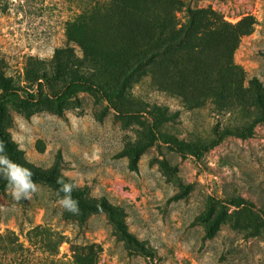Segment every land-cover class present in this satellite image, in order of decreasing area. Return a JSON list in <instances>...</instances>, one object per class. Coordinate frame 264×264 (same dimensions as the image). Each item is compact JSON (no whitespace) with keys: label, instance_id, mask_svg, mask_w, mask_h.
<instances>
[{"label":"rangeland","instance_id":"1","mask_svg":"<svg viewBox=\"0 0 264 264\" xmlns=\"http://www.w3.org/2000/svg\"><path fill=\"white\" fill-rule=\"evenodd\" d=\"M102 1L0 0V73L12 77L8 90L0 82L4 127L31 168L56 166L86 199L123 207L153 253L104 211H68L43 181L30 198L0 189V235L14 231L43 256L27 232L49 226L67 236L58 258L92 250L94 264H264V0H114L87 11ZM189 9L208 22L152 74L139 58L151 24L180 27ZM7 244L0 254L15 264Z\"/></svg>","mask_w":264,"mask_h":264},{"label":"trees","instance_id":"2","mask_svg":"<svg viewBox=\"0 0 264 264\" xmlns=\"http://www.w3.org/2000/svg\"><path fill=\"white\" fill-rule=\"evenodd\" d=\"M114 0H103L102 3L98 5H94L87 11L94 10V9H101L103 6H106L110 2ZM143 1V0H140ZM171 5L180 4V0H170ZM176 17V15H175ZM175 19V18H174ZM204 22H208L207 11L204 9H196L192 10L189 9V19L186 20L185 23L180 24L176 23V20L173 22H168L163 25H159L157 30H155L156 22L151 24V27L154 29V33L150 38V51L141 53L139 58L140 62H148L150 63V70L152 74H154V70L152 68V63L155 62L159 55L166 52H172L177 48H180L185 45L193 46V41L199 33V27L201 25H206ZM178 26V27H177ZM59 56V54L57 55ZM58 67H61L60 62L57 63ZM45 79L50 87L52 86V77H50L46 72H43L41 76ZM12 77H8L3 73H0V82L4 86L5 90L10 89V81ZM89 82L92 80H88ZM71 83V81H68ZM67 85V84H66ZM179 89V88H178ZM53 95H57L58 98H63L65 94H67L68 89L64 92L51 90ZM63 101L60 100L57 104V110L61 112L63 110ZM7 109L3 99L0 97V140H2L6 147L5 152L7 155L18 164L22 165L23 167L28 168L32 172V181L35 184L38 181H43L51 184L58 192L60 185L57 184V177H61L66 183H69L60 173L58 167L54 166L48 170H42L39 168H31L29 164L26 162L24 157L22 156V151L17 150L18 146L16 143L12 142V139L8 133V131L4 127V121L6 118ZM139 155L133 154L131 157L130 166L131 168H137L138 166ZM8 187L7 181L1 177L0 179V189H6ZM60 194L64 195V193L59 192ZM185 194V190L179 192L175 195V197H181ZM73 198L79 200V209L82 212H95V211H104L108 214L110 219L115 223L118 232L120 235L126 239L129 243L133 244L136 248H138L141 252L152 254V251L147 249V245L141 241L138 236L130 231L126 222V212L125 209L121 206L113 204L108 198L103 197L100 199H96L90 201L83 196V193L79 189H74L72 192ZM213 226L208 229L209 233H212ZM14 231H10V233L0 235V240L3 243H8L7 245L3 246L2 248L5 249V256L9 253H12L13 261L15 264H94L92 262L93 252L90 250L88 255L76 257L74 260H64L58 258L57 248L67 236L60 231H57L49 226H45L42 224L33 226L27 232L29 241L32 242L34 245L40 243L37 246L44 252H47V255L39 256L36 255L30 248L24 247L23 243L20 242L19 238L13 236ZM1 248V249H2ZM4 251V250H3ZM2 255L0 254V264H11L4 259H2Z\"/></svg>","mask_w":264,"mask_h":264},{"label":"clouds","instance_id":"3","mask_svg":"<svg viewBox=\"0 0 264 264\" xmlns=\"http://www.w3.org/2000/svg\"><path fill=\"white\" fill-rule=\"evenodd\" d=\"M12 142L17 143L14 137ZM5 147V143L0 140V176L7 181L15 199L30 198L31 192L36 190V186L31 179L32 172L28 168L11 160V158L5 154ZM17 150L22 149L18 147ZM56 182L60 185L59 192L64 193L59 203L68 211L78 213L79 200L72 196V192L77 185L66 183L61 177H57Z\"/></svg>","mask_w":264,"mask_h":264}]
</instances>
